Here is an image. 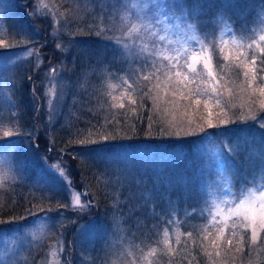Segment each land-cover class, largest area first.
<instances>
[{"label": "rangeland", "instance_id": "rangeland-1", "mask_svg": "<svg viewBox=\"0 0 264 264\" xmlns=\"http://www.w3.org/2000/svg\"><path fill=\"white\" fill-rule=\"evenodd\" d=\"M4 1L9 3L8 8H5L14 16L11 21L13 32H9L3 27L2 16L5 13L0 14V28L5 31H0V90L9 80L10 84L16 85L15 91L21 94V89H24L22 87H26L29 83L33 87L34 97H31V100L19 101L22 109V113H19L20 117L14 119L13 127L11 126L13 120L9 117L11 121H8L6 126L7 135L11 137L15 134L21 144L16 165H19L22 183L20 187L14 189V199L17 201L22 197L18 206H22L23 210L18 211L10 220L0 219V264H261L264 262V228L260 224L259 211L252 207L251 211L245 213L247 219L238 217L230 211L248 189L257 188L260 182L256 186L254 184L236 193L232 177L226 172L228 181L225 183L217 174L215 165L209 163L212 170L210 172L208 170V174L213 175L218 186L211 193L206 213L207 220L204 221L203 229L193 227L191 230L193 233H202V240V235L198 240L194 235L193 239L185 238L180 242L181 238L177 234V241H173L172 235H169L166 236L167 239L156 237L153 243L140 240L137 242L125 236L123 226H120L122 227L120 230L116 223L115 230L119 229L116 232L121 231L120 234L115 238H109V241L97 242L98 229L91 213V205L75 186L70 168L65 164L66 152L60 153L55 150V146H58L55 144L58 142L64 144L75 142L77 137L80 146L87 148L84 149L86 152L93 150L90 146H98L95 148L97 149L95 157L99 158L96 163L98 165L113 163L119 153L132 157L139 149L136 146L126 148L119 142L132 139V132L135 131L133 118L138 119L137 115L134 117L132 107L138 103L147 107V114L149 113L150 118L163 128L166 135H169L168 138L194 137L201 132L205 133L202 134L208 138V142L199 141L205 146V151L200 154L206 155L209 162L213 160V152L221 153V158L226 163L233 158L234 153L247 151L250 163L246 169L255 174L258 170L255 162L260 160L264 165V133L262 132L264 128L261 127L264 125L262 115L264 93L261 92L264 88V71L260 70L264 67L261 63L264 60L255 46L250 49L248 45L256 40L261 47H264V42L259 41V36L264 35V26L257 25L254 31L249 33L245 24L237 34L232 28L231 32L225 33L217 40L214 34L208 38L203 37L196 23L189 22L195 25L197 40H189L173 28L166 35V41L161 42L167 45L165 56L170 53L175 54L172 53L173 49L180 50L181 57L191 55L193 50L201 49L204 50L202 54L211 56L214 78L202 75L195 82H191L192 74H188L189 79L184 81L187 88L204 93L201 94L205 96L204 107L211 117L197 128L195 119H198L199 115L188 117L186 112L192 108L199 110L202 115L201 108H196L190 105V101L183 99L186 89L176 82L174 75L171 82H168L165 76V73L171 75L170 65L175 61L153 57L157 68L160 69L157 71L150 67V57L141 54L142 47L146 52H152L147 37L141 33L144 24L142 17L152 15L150 12L152 5L148 4L144 7L145 0H21L25 2L22 8L26 15L23 12L16 13L13 3L16 1L20 3L19 0ZM120 8H128L129 15L133 19L122 42L125 48L123 60L127 61L123 64L127 73L123 85L127 90L123 91L124 88L120 86H113L115 89L112 90L119 94L121 104L125 106L120 107L111 100H108L109 105L103 100L98 102L97 108L105 112L108 121H102L101 125L92 126L91 129L83 128L81 124L75 122V118L82 114L80 108H83V105L81 106V99L71 96L73 80L71 73H68V67L74 65L75 60L69 57L78 42L77 35L92 28L99 31L104 24L111 29L114 38L119 41L122 37L119 33L121 31L119 24L123 23V16L121 17L117 12ZM95 11L99 13L94 16L98 24L91 17ZM28 18L46 22L47 34L42 35L43 31L40 29L29 30V27L21 21L24 19L27 22ZM215 24L214 28L217 32V28H222V25L218 21ZM163 34L158 32L156 38ZM51 35L60 55L53 62L54 64L44 66L41 46L45 42L40 45H36V42L43 38L46 40ZM69 35L75 36L72 44L68 42ZM218 48H223L224 53H220ZM114 49L116 55L118 51ZM228 52L231 56L225 59L224 54ZM238 55L239 60L236 59ZM254 55L257 58L255 86L252 85L251 72L248 77L243 75L247 67H250L247 61H250ZM196 67L198 72L203 71L202 64H197ZM145 76L149 79L145 80ZM212 87L216 88L215 94L211 91ZM106 89H108L107 85ZM36 99L40 104L39 107ZM127 99L131 101L129 105L126 103ZM217 113H219L218 117L215 116ZM156 116L159 121L156 120ZM212 117H216V120ZM216 125L217 135L229 140L231 146L237 147V151L231 156L224 152L226 146L218 144L216 137L207 131L209 127ZM229 125L231 126L228 127ZM6 160L7 158L4 163ZM1 164L2 161H0L2 170ZM263 168L259 167V169ZM246 207L251 206L246 205ZM253 217H255L254 222ZM82 226L87 227L88 231H83ZM253 227L256 232L255 239L252 238ZM141 228L142 224L135 227L139 230ZM166 234L165 232L164 235ZM232 235L237 237H232L231 240L229 238Z\"/></svg>", "mask_w": 264, "mask_h": 264}, {"label": "trees", "instance_id": "trees-1", "mask_svg": "<svg viewBox=\"0 0 264 264\" xmlns=\"http://www.w3.org/2000/svg\"><path fill=\"white\" fill-rule=\"evenodd\" d=\"M19 2L13 3L17 14L24 11L22 5L25 2L21 0ZM175 3L176 6L170 11L179 16L186 13L188 22L196 23L198 30L205 38L214 34L219 40L224 36L225 33L222 34V28L218 27V31L215 32L214 26L218 17L227 20L236 34L241 31L242 25L245 24L248 26L249 33H252L257 25L264 26V0H176ZM8 6L9 3L0 0V14L5 13L2 16L3 27L9 32H13L11 21L14 15L11 14V11H7ZM129 11L128 8L117 10L118 14L123 16V23L119 24L121 28L119 33L122 35L119 41L114 38L111 29L107 28L105 24L99 31L92 28L76 37L78 42L74 45L75 48L69 57L70 59L73 58L75 63L68 67V73H71L73 80L71 96L81 99V106L83 105V108H80L82 114L76 117V121H74L81 124L83 128L91 129L92 126L101 125L100 122L102 121H108V118H105V112L97 108L98 102L103 100V102L106 101L105 104L109 105L108 100H111L113 103L121 105L119 94L112 90L116 86L124 88L123 91L127 90L123 85L127 75L123 64L127 61L123 60L125 48L122 42L127 30L133 23ZM150 12L153 15V9ZM98 14L95 11L91 17L95 19L94 16ZM21 21L29 27V30L40 29L43 31L42 35L47 34V23L43 20L28 18L27 22L24 19ZM96 23L98 24V20ZM4 29L0 28V31H4ZM141 29V33L147 37L149 48L152 50L153 43L157 41L156 36L151 35L150 30H147L144 24ZM49 37L46 40L43 38L36 42V45L45 42L41 46V56L45 61L44 66L54 64L53 62L60 55L53 42V36ZM69 38L68 42L72 44L75 36L69 35ZM114 48L118 51L116 55H114ZM256 80L252 81L253 86H255ZM106 85L111 92L106 89ZM15 87L16 85L13 86L8 80L0 90V161H2V170L0 169V219L9 220L14 218L18 211L23 210L22 206H18L22 197L17 198V201L14 199V189L16 190L22 183L20 168H18L19 165H16V158L21 152V144L15 134L11 137L7 135L6 126L11 119L13 124L14 119L20 117L19 113H22V109L19 101L31 100V97H34L32 96L34 94L33 87L29 83L26 84V87H22L24 89H21V94L15 91ZM183 89H186L183 99L190 101V105L201 108L202 115L199 110L192 108L186 112L188 117L199 115L198 119H195L198 128L203 125L205 120L211 118L208 116L206 107H204L205 96H202L197 89L193 91V89L185 86ZM33 99L35 100V98ZM196 99L200 100L199 104L192 103ZM126 103L129 105L131 101L127 99ZM36 104L39 107L40 104L37 99ZM132 108L134 117L135 115L138 117V119L133 118L135 131L132 132V139H124L119 142L126 148L136 146L139 149L138 153L132 157L119 153L118 158L113 163L98 165L96 163L99 158L95 157L97 153L95 148L98 146H90L93 150L86 152L84 149L87 148L80 146L78 143L80 140L77 137L75 142H68L67 144L58 142L55 144L58 145L55 146L56 151L66 152L65 164L70 168L75 186L84 194L88 204L91 205V213L98 229L96 241H109V238H115L119 235L121 231L116 232L119 230H115L114 224L116 223L118 227L123 226L125 236L137 242L140 240L141 242L153 243L156 237L167 239L169 235H172L173 241H177L176 236L178 235L181 238L180 242L185 238L191 240L195 236L198 240L202 233H193L191 230L193 227L203 229L204 221L207 220L206 213L211 193L218 186L213 175L208 174V170L209 172L212 170L208 163L209 159L206 155L202 156L194 150L190 153L186 146L184 152L185 155L189 156V159L177 161L174 158V150L170 147L176 139L168 138L169 135H166L163 128L150 118L149 113L147 114L146 106L137 103ZM17 109L18 112L16 113ZM109 112L108 114L111 115ZM262 115L264 116V113ZM215 116L218 117L219 113ZM216 117H212L213 120H216ZM155 118L159 121L157 116ZM11 126L13 127L15 124ZM207 131L216 137L218 144L231 146L229 140L217 135V125L209 127ZM262 132L264 133V129ZM202 133H199L198 136L185 138H195L198 142L202 140L207 143L208 138L203 135L205 133ZM201 137L203 139H200ZM40 139L44 141L43 138ZM40 139L39 141H41ZM9 142H11V147L8 145ZM45 146L48 147V145ZM233 155V158L226 162V172L235 183L236 193L242 192L254 184L256 186L257 183L264 180V168L259 169L260 166L264 167V165L260 160L255 162L258 170L254 174V172L251 173L246 169L250 163L247 151L242 150ZM5 158H7L6 163H4ZM246 170L248 173L245 172ZM13 199L14 201H12ZM139 224H142V228L140 230L135 229V227H139ZM165 232L166 235H164ZM188 233L192 235L189 236ZM232 237H237V235H232L229 239ZM202 238L203 235L201 240Z\"/></svg>", "mask_w": 264, "mask_h": 264}, {"label": "snow or ice", "instance_id": "snow-or-ice-1", "mask_svg": "<svg viewBox=\"0 0 264 264\" xmlns=\"http://www.w3.org/2000/svg\"><path fill=\"white\" fill-rule=\"evenodd\" d=\"M148 4L152 5L153 9V15L152 16H146L142 17V20H144V26L147 30H150V34L153 36H157L158 32H163V35H158L157 41L153 43L152 45V52L148 53L145 51V49L141 48V54L147 55L150 57L149 63L150 67L153 69H156L159 71L160 69L157 68L156 61L153 59V57H163L164 59H168L169 61H175V63H172L170 65V71L171 75H168V73H165L166 79L168 82H171L172 75L176 77V82L185 86L184 81H187L189 79L188 74H192V81L195 82L197 78L201 77L202 75H206L207 77H213L214 73L211 70V56L202 54L204 52L203 49L197 51L193 50L191 55H184L181 57L180 50L173 49L172 53L175 54H169L167 56L164 55L165 51L167 50V45L162 44L161 42L166 41V35L175 29V31L179 34L184 35L189 40H197V35L195 32V25L188 22L187 14L185 13L183 16L176 15L174 12L170 11V9H173L176 6L175 0H145L144 7H146ZM171 22V23H170ZM218 22L222 25V34L228 33L232 31V26L225 20L223 17H218ZM259 41L264 42V35L259 36ZM255 48L259 51V53L264 56V47H261L260 44L253 40L251 44L248 45V48ZM220 53H224V49H219ZM225 59H228L231 56V53H225ZM237 60L240 59V56L238 55L236 57ZM247 60V58L245 57ZM256 56L254 55L250 61H247V65H250V67H247V70L243 72V75L245 77H248L249 72L252 73V80L255 81L256 76ZM262 65H264V61L261 62ZM197 64L203 65V71L198 72L197 71ZM246 65V66H247ZM261 71H264V67L260 68ZM52 71H55V69H52ZM145 80H148L149 77L145 76ZM159 87V85H157ZM207 91V90H205ZM212 93H216V88L212 87L211 89ZM261 92L264 93V88L261 89ZM204 94V93H201ZM175 95V93L173 94ZM154 99L158 97H153ZM219 102V101H217ZM196 104L200 103L199 99L195 100ZM124 105L121 104L120 107H123ZM262 128H264V125H261ZM200 139H203L201 137ZM9 147H11V142L8 143ZM189 148V152L191 153L193 150L197 153H201L205 151V146L198 142L197 139H188L185 137H176V141L174 144L170 145V147L174 150V158L177 161H185L189 159V156L185 155L184 148ZM36 147V146H35ZM237 151L236 146H226L224 148V152H226L229 156H231L234 152ZM213 160H211L208 163L214 164L216 167L217 174L223 179L225 183L228 181V177L226 175V163L225 160L221 158V153L219 152H213ZM43 159V157H41ZM257 190L259 191V196L257 197ZM246 205L251 207H246ZM252 207L257 208V210L260 213V224L261 227L264 228V180L260 181V184L257 186V188L248 189L242 196L239 198L235 204V207L230 209V211L238 216L243 217L244 219H247V216L245 215L246 212L251 211ZM253 222L255 221V217L252 218ZM83 231H88L87 227L82 226ZM253 231V239L256 238V232L255 227L252 229ZM189 236H191V233H188ZM231 243V241H229Z\"/></svg>", "mask_w": 264, "mask_h": 264}]
</instances>
